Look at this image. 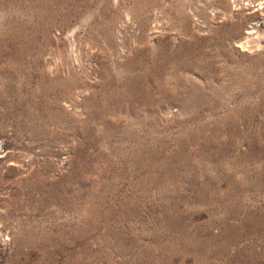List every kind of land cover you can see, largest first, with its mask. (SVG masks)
<instances>
[{"label": "rangeland", "instance_id": "rangeland-1", "mask_svg": "<svg viewBox=\"0 0 264 264\" xmlns=\"http://www.w3.org/2000/svg\"><path fill=\"white\" fill-rule=\"evenodd\" d=\"M0 264H264V0H0Z\"/></svg>", "mask_w": 264, "mask_h": 264}, {"label": "bare ground", "instance_id": "bare-ground-1", "mask_svg": "<svg viewBox=\"0 0 264 264\" xmlns=\"http://www.w3.org/2000/svg\"><path fill=\"white\" fill-rule=\"evenodd\" d=\"M5 1V0H4ZM17 1V0H16ZM40 2V1H39Z\"/></svg>", "mask_w": 264, "mask_h": 264}]
</instances>
